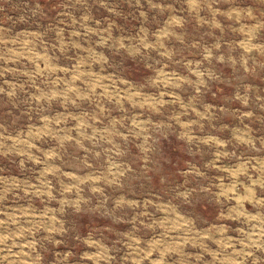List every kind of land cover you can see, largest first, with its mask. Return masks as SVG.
Returning a JSON list of instances; mask_svg holds the SVG:
<instances>
[{
    "label": "rangeland",
    "instance_id": "rangeland-1",
    "mask_svg": "<svg viewBox=\"0 0 264 264\" xmlns=\"http://www.w3.org/2000/svg\"><path fill=\"white\" fill-rule=\"evenodd\" d=\"M0 264H264V0H0Z\"/></svg>",
    "mask_w": 264,
    "mask_h": 264
}]
</instances>
